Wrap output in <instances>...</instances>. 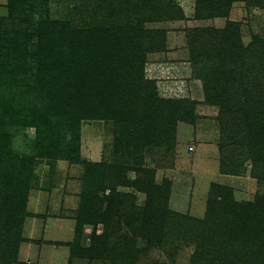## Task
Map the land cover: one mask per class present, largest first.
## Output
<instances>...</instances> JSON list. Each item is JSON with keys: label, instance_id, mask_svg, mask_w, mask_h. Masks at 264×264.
I'll return each instance as SVG.
<instances>
[{"label": "rangeland", "instance_id": "rangeland-1", "mask_svg": "<svg viewBox=\"0 0 264 264\" xmlns=\"http://www.w3.org/2000/svg\"><path fill=\"white\" fill-rule=\"evenodd\" d=\"M130 1L142 5L147 0ZM167 1L168 8L160 6L161 0H157V4L168 13L177 10L169 19H155L154 7L148 5L142 10V16L133 20L135 27L139 23V29L162 37V50L152 51L145 47L143 61L138 60L140 63L135 67L140 70L141 80L136 81L132 96L128 98L112 89L111 106L118 114L99 118L87 112L79 121V152L73 157L75 161L67 159L70 156L68 149L54 158L38 157L34 127L10 122L0 128V133L11 142V151L35 162L22 227L24 242L18 247L15 264H109L102 256L91 259L81 252L90 247L94 230L97 235H108L107 244L116 243L117 237L122 236L120 228L106 216L109 201L102 200V192L108 196L112 186H98L97 197L87 198L83 194L86 184L95 181L91 180L88 164L128 170L125 176L130 184L146 180L161 191L154 197L158 203L165 202L174 214L201 221L207 213L208 200L221 188L231 191L234 204L253 206L264 202V179L257 175L261 165H254L249 148L235 140L236 130L239 132L237 138L244 135L242 129L245 127L240 119L243 112L248 106L254 107L259 97L263 102L260 107L256 106L258 119L264 124V75L253 90L246 82L243 86L238 84L242 77L254 81L253 76L260 72V62L264 58V0H231L227 16L209 18L197 17L195 0ZM98 4L99 0H0V62L11 52L25 50L28 54L23 66L26 72L11 74L13 80L9 82L14 81L17 88L13 97L25 94L35 86L38 65L30 56L49 54L39 36L48 35L52 23H60L73 32L87 29L91 26L94 6ZM228 23L239 24L240 41L247 51L241 71H235L236 82L233 83L243 112L227 126L224 121L234 116V107L220 114L219 107L204 101L202 82L195 76L192 64L200 48L213 45L215 31L224 29ZM199 30L207 32L201 37L197 33ZM242 88L246 89L249 103H245ZM33 94L32 105L44 107L50 100L42 91H33ZM180 100L197 103L188 120H181L185 112L176 111L178 115H172L157 104L158 101ZM24 104H20L18 110ZM123 106L129 110L128 115L123 116L125 119L120 115ZM159 117L176 120L173 145L169 148L155 142L142 144L137 140L155 127L154 121ZM230 129H234V135L229 133ZM70 136L67 135L65 144L69 143ZM130 184L121 186L117 183L115 190L135 197V204L143 207L146 195ZM86 220L90 221L87 223ZM172 244L169 251L143 252L137 264L155 261L191 264L195 246L181 241ZM144 246L145 242L137 239L136 247L142 250Z\"/></svg>", "mask_w": 264, "mask_h": 264}, {"label": "trees", "instance_id": "trees-1", "mask_svg": "<svg viewBox=\"0 0 264 264\" xmlns=\"http://www.w3.org/2000/svg\"><path fill=\"white\" fill-rule=\"evenodd\" d=\"M195 1L198 18L223 17L230 11L231 0ZM160 3L163 8L169 7L167 0ZM156 4L157 0L143 1L142 5L130 0H99V4L94 6L91 26L87 29L73 32L60 23H52L51 32L39 36L49 54L30 56L38 65L35 86L16 97H13L16 84L9 81L13 80L11 74L26 72L23 66L28 54L21 49L19 53L5 55L0 62V128L10 122L17 126L34 127L36 139L40 141L35 139L38 157L54 158L68 149L70 156L67 159L75 161L73 157L79 152V121L87 112L99 118L118 114L111 106L112 89L128 98L132 96L139 78L141 80L140 70L135 67L140 63L138 60L143 61L145 47L152 51L162 50V37L158 33L151 35L139 29V23L138 27L133 24V20L139 19L148 5L154 7L153 15L157 20L169 19L171 14L177 13V10L168 13ZM150 14L151 17L152 12ZM239 27V24L228 23L224 29L215 31V43L209 48L201 47L192 64L195 76L202 82L204 101L219 107L220 114L234 107V116L224 121L227 126L232 125L231 122L243 112L233 84L236 82L235 71H241L247 51L241 44ZM206 32L197 31L201 37ZM263 75L264 58L260 62V72L253 76L254 81L241 76L238 84L243 86L246 82L253 90ZM33 91H42L50 98L44 107L30 103ZM242 91L245 103H249L246 89L242 88ZM262 102L259 97L254 107L245 109L240 118L245 127V130L242 129L244 135L237 138L239 132L236 130L235 140H240L249 148L254 165H261L262 168L257 175L264 179V124L258 119L259 110L256 108ZM20 104L24 106L18 110ZM157 104L172 115L185 112L181 120H188L197 103L180 100L158 101ZM128 113L127 106H123L120 115L123 117ZM175 121L159 117L154 121L155 127L147 134H141L137 140L142 144L155 142L171 147ZM238 129L241 130V127ZM234 132V129L229 130L230 134L234 135ZM69 134V143L65 144ZM230 140L238 143L234 138ZM10 148L9 138L0 133V264H15L18 247L24 242L22 227L35 166L33 159L20 158ZM88 168L92 172L91 180L95 181L86 184L83 194L87 198L97 197L100 193L98 186L111 185V193L105 196L102 192V200L109 201L108 220L122 231L116 243L107 244L110 240L108 235H97L94 230L90 247L81 249L82 254L91 259L102 256L109 264H137L143 252L169 251L172 243L181 241L195 246L191 264H264V202L253 206L234 204L230 190H218L216 187L218 192L208 200V210L201 221L174 214L167 209L165 202L158 203L154 197L161 191L146 180L130 184L125 176L126 169L104 164H88ZM117 183L121 186L134 185L144 193V206L135 204L136 199L130 194L116 191ZM89 221L86 220L87 223ZM103 222L110 227L106 221ZM137 239L145 242L142 250L136 247ZM153 264L166 263L155 261Z\"/></svg>", "mask_w": 264, "mask_h": 264}]
</instances>
